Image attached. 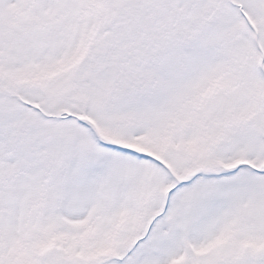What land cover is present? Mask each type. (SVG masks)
<instances>
[{
  "label": "snow or ice",
  "instance_id": "obj_1",
  "mask_svg": "<svg viewBox=\"0 0 264 264\" xmlns=\"http://www.w3.org/2000/svg\"><path fill=\"white\" fill-rule=\"evenodd\" d=\"M0 264H264V0H0Z\"/></svg>",
  "mask_w": 264,
  "mask_h": 264
}]
</instances>
